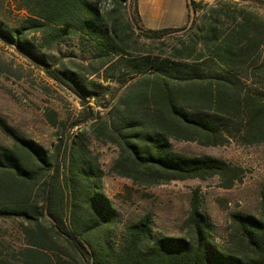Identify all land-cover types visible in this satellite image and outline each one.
<instances>
[{
    "label": "trees",
    "instance_id": "trees-1",
    "mask_svg": "<svg viewBox=\"0 0 264 264\" xmlns=\"http://www.w3.org/2000/svg\"><path fill=\"white\" fill-rule=\"evenodd\" d=\"M132 1L141 34L179 35L170 55L128 53ZM257 2L187 0L186 26L152 30L143 26L139 0H0V35L23 50L35 54V36L48 49L79 37L91 46L84 66L91 76L108 80L120 66L131 78L106 115L55 151L0 120L10 139L0 143V221L20 222L22 242L12 249L0 242V264H264V200L258 214H230L222 239L198 197L181 237L156 236L150 216L119 232L88 137L117 148L110 172L134 186L211 178L224 189L236 186L242 167L182 154L172 141L264 144V14ZM71 80L83 81L78 74Z\"/></svg>",
    "mask_w": 264,
    "mask_h": 264
},
{
    "label": "rangeland",
    "instance_id": "rangeland-1",
    "mask_svg": "<svg viewBox=\"0 0 264 264\" xmlns=\"http://www.w3.org/2000/svg\"><path fill=\"white\" fill-rule=\"evenodd\" d=\"M154 1L139 0L147 17L143 23L146 29H167L165 24L186 15L187 0H157V7ZM256 7L264 14V0H258ZM129 16L135 35L134 42L127 47L128 53L171 54L179 35L147 38L141 34L138 30L141 24L134 16V1L130 2ZM129 16L121 15L123 21L129 20ZM32 39L37 44L35 54L0 35V120L20 137L55 151L60 141H64V147L68 146L72 137L87 128L98 113L106 115L131 78L120 66L114 75H108V80L91 76L84 69L93 59L91 46L81 42L79 37L50 49L42 46L39 36ZM75 74L82 77L81 86L71 80ZM88 137L104 172V193L119 212V232L150 216L156 236L181 237L194 197L199 198L202 212L216 225L221 239L227 236L230 214H258L260 211L264 200V144L242 146L231 142L223 146H202L196 142L172 141L173 148L182 154L212 156L242 167L243 180L231 189L222 188L218 178L145 188L111 174L117 148L98 142L91 133ZM0 143H10L1 128ZM64 147L60 157L64 156ZM19 227L20 222L0 221V235H6V240L0 238V242L6 249L22 244Z\"/></svg>",
    "mask_w": 264,
    "mask_h": 264
},
{
    "label": "crops",
    "instance_id": "crops-1",
    "mask_svg": "<svg viewBox=\"0 0 264 264\" xmlns=\"http://www.w3.org/2000/svg\"><path fill=\"white\" fill-rule=\"evenodd\" d=\"M195 1L196 2H204V3H208V4H213L217 0H195ZM153 3L155 4V7H157L159 5V3H157V0H155ZM161 5L162 4H160V6ZM159 8L161 9V7H159ZM155 10H157V9L155 8ZM186 10L187 11H186V15L184 16V18L180 17L179 19H177L176 22H174V20L171 21V22H168L167 24H165L166 26H164V27L165 28L179 29V28H182V27L186 26L188 24V21H189L187 2H186ZM139 12H140V15H141V18H142V22L144 23L146 21L147 17L145 16V13L142 10V5L141 4H139Z\"/></svg>",
    "mask_w": 264,
    "mask_h": 264
}]
</instances>
